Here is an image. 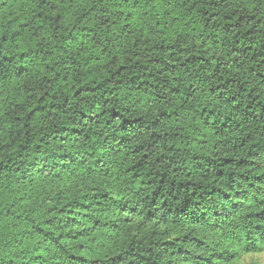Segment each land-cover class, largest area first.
Masks as SVG:
<instances>
[{"label":"clouds","instance_id":"1","mask_svg":"<svg viewBox=\"0 0 264 264\" xmlns=\"http://www.w3.org/2000/svg\"><path fill=\"white\" fill-rule=\"evenodd\" d=\"M0 14V264H264V0Z\"/></svg>","mask_w":264,"mask_h":264},{"label":"trees","instance_id":"2","mask_svg":"<svg viewBox=\"0 0 264 264\" xmlns=\"http://www.w3.org/2000/svg\"><path fill=\"white\" fill-rule=\"evenodd\" d=\"M15 2L19 3V0H15ZM6 19L10 23L14 19V17L11 14H9L7 17H5L2 14H0V25H2L5 22ZM65 90H67V89H65ZM77 91H79V89H77ZM45 100H47L46 96L45 97H41L40 98V103L37 104V108L42 107L43 106V102ZM230 163H231V158L230 157H226L225 160H224L225 167H227Z\"/></svg>","mask_w":264,"mask_h":264}]
</instances>
